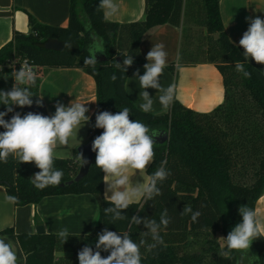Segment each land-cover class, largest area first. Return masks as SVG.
I'll use <instances>...</instances> for the list:
<instances>
[{"label":"trees","instance_id":"trees-1","mask_svg":"<svg viewBox=\"0 0 264 264\" xmlns=\"http://www.w3.org/2000/svg\"><path fill=\"white\" fill-rule=\"evenodd\" d=\"M99 2L70 0L67 27L43 24L28 14L30 32L14 31L12 40L0 49V90H10L14 84L9 62L15 58L28 59L39 67L36 85L31 88L33 98H39L41 78L49 70L83 69L97 87V108L90 122L95 123L99 111L115 114L127 107L130 119L168 133L167 142L156 143L154 161L146 172L150 176L166 160L170 175L158 184L161 195L146 203H133L123 211L125 219L113 222L104 212L111 205L104 199V173L95 166V158L86 177L65 186L62 184L72 180L79 170L78 153L56 158L54 167L63 171V179L59 185L41 190L31 180L39 171L35 164L19 163L10 156L6 163L0 162V185L15 206L38 204L49 196L90 194L99 204V218L93 232L70 234L64 244L54 233L17 234L8 228L0 231V236L19 243L24 264H79L78 252L85 246L95 251L98 234L105 228L117 233L127 231L138 243L147 229L143 224H132V216L159 223L161 214L167 212L170 223L160 230L164 244L151 252L142 247L141 264H239L238 251L227 258L220 255L217 234L226 237L242 222L239 207L255 209L264 195V65L246 61L243 48L230 41L221 18L220 0H145L144 19L130 23L105 19ZM165 24L182 28L180 65L210 63L221 73L224 100L212 111L197 112L174 100L165 112L145 113L131 100L126 81L134 68L145 64L140 46ZM93 36L103 41L105 49L97 53L95 68L84 64ZM51 40L70 42L72 48H49ZM127 55L134 62L124 72L122 64ZM237 62L251 73L250 78L235 69ZM113 75L115 80L111 79ZM13 107L15 112L27 114L24 107ZM5 110L6 106L0 104V111ZM12 115L9 113L5 119ZM102 131L92 128L89 142ZM185 206L201 213L197 222L192 221L191 214H181ZM57 253L66 255L57 257ZM101 255L109 253L101 251ZM245 255L249 264H264V238L255 240Z\"/></svg>","mask_w":264,"mask_h":264},{"label":"clouds","instance_id":"clouds-1","mask_svg":"<svg viewBox=\"0 0 264 264\" xmlns=\"http://www.w3.org/2000/svg\"><path fill=\"white\" fill-rule=\"evenodd\" d=\"M99 9L103 10L105 19L118 12V6L114 0H100ZM249 27L239 40V47L243 48V56L246 61L254 60L257 64L264 65V19L260 16L246 17ZM93 43L88 49L89 55L84 64L95 68L98 63L96 54L105 52L103 41L92 37ZM64 48L71 49L70 42H64ZM168 53L162 43L155 44L148 51L143 75L139 70L134 73L139 79L140 93L143 103L140 110L149 113L153 110L152 96L146 89L152 88L161 94L158 97L163 109L168 110L175 99L176 88L170 84L162 88L160 77L167 66ZM131 55L124 56L123 70L133 64ZM117 66L121 64L117 63ZM14 84L10 90H0V104L6 106L5 111H0V162H7L11 156L19 163H34L39 169L32 177L33 185L38 189L48 186H57L63 179V171L54 167L57 158V149L67 146L70 139L77 137L79 130L90 121L86 115L89 108L86 103L70 102L68 106L62 103L55 105V112L46 116L40 113L28 112L21 115L14 111V105L20 108L31 107L32 97L35 95L31 88L36 85L37 75L27 62L21 64L19 70L10 65ZM235 69L245 78H250L251 73L244 69L240 62L235 64ZM264 75V70H261ZM117 77L113 75L112 80ZM43 97L36 101L37 106H42ZM13 113L10 119L5 117ZM95 128L103 129L92 142L91 149L95 153V166L103 173V181L106 185L104 199L110 203V207L104 209L106 215H110L112 221L123 220L122 214L133 203L147 202L161 195L158 187L170 175L167 169V161H161L157 170L145 181L134 179V176L143 177L155 158V138L162 133L158 129L150 128L138 120L130 119V110L125 107L113 114L110 111H99L95 116ZM81 143V141H80ZM77 159L81 167L88 161L79 153ZM110 193V195H109ZM9 199H12L11 197ZM242 222L238 223L226 237H221L224 243L221 245L220 255L227 258L233 251L248 253L251 245L257 239L264 238V221L259 218L258 212L242 205L238 209ZM182 215L191 214L193 222H197L201 213L193 211L190 206H185ZM131 223L143 224L147 231H143L139 242H135L127 231L117 233L105 228L98 234L95 242V251L91 246H85L78 252L79 264H141V248L148 252L164 244L160 235L161 227L170 223L167 212L161 214L160 222L155 219L141 218L133 215ZM70 236L68 230L62 229L58 237L63 244ZM150 238L151 243L148 242ZM101 251L108 252L106 257ZM0 264H18L17 252L11 242H5L0 238Z\"/></svg>","mask_w":264,"mask_h":264},{"label":"crops","instance_id":"crops-1","mask_svg":"<svg viewBox=\"0 0 264 264\" xmlns=\"http://www.w3.org/2000/svg\"><path fill=\"white\" fill-rule=\"evenodd\" d=\"M118 12L108 20L118 23L139 21L145 17V0H114ZM70 0H0V49L13 38L14 31L28 34L31 30L28 14L33 15L43 24L67 27L69 23ZM220 13L225 32L230 41L239 45V40L249 27L246 17L260 16L264 19V0H220ZM181 27L165 24L150 33L142 42L140 52L148 63V51L158 43L165 46L168 53L167 66L160 77L162 88L174 84L175 99L182 105L197 112H210L224 100L223 77L214 64L180 65L179 52L181 47ZM144 64V65H145ZM144 65L134 68L126 81V90L140 109L143 103L140 93L137 70L143 75ZM153 99V110L150 113H162L163 109L158 97L161 94L156 89H146ZM43 97L42 107L46 116L55 112L59 102L68 106L70 102L86 103L90 118L97 108V87L94 78L85 70L79 68H56L49 70L41 78L39 98ZM95 123L88 122L78 132V136L70 139L67 146L57 149V158L63 148L69 149L72 155L76 147L89 142V131ZM81 141V143H80ZM147 172L143 177L148 179ZM106 185L104 183V192ZM110 195V193H109ZM255 210L264 221V195L257 201ZM99 204L90 194H67L45 197L38 204L17 207L9 199L6 188L0 185V231L13 228L17 234L37 233L38 226H43L45 233H54L67 229L69 234H89L97 226ZM5 242H11L17 252L18 264H24L25 255L18 242L7 236H0ZM57 253L56 256H64Z\"/></svg>","mask_w":264,"mask_h":264},{"label":"water","instance_id":"water-1","mask_svg":"<svg viewBox=\"0 0 264 264\" xmlns=\"http://www.w3.org/2000/svg\"><path fill=\"white\" fill-rule=\"evenodd\" d=\"M47 46L49 48H53V49H57V50H63L64 49V43L63 42H58V41H54L51 40L47 43ZM98 55L96 54V57ZM33 105L31 107H24V109L28 112H34V113H40L43 115L45 114V111L43 109L42 106H37L36 101L38 100V98H33ZM162 134L158 137L155 138L156 143L159 144H163L165 142L168 141L169 139V134L165 133V132H161ZM91 145L92 142H88L84 145L78 146L77 147V153L79 155V153L83 154V157L88 161V163L84 166L81 167V165L79 166V170L76 174V176L70 180L69 182L62 184V186L65 185H72L73 183L79 182L81 179H83L84 177H86L91 169V166L94 162V158H95V153L92 151L91 149ZM37 234H45V229L43 226H38L36 229Z\"/></svg>","mask_w":264,"mask_h":264},{"label":"rangeland","instance_id":"rangeland-1","mask_svg":"<svg viewBox=\"0 0 264 264\" xmlns=\"http://www.w3.org/2000/svg\"><path fill=\"white\" fill-rule=\"evenodd\" d=\"M68 150L69 149H67V148H63V149L60 150L59 154H61L62 156H64L63 159L72 157L73 154L71 155ZM74 151H77V147L75 148ZM221 237H224V235L221 232H219L217 234V239H218V243L220 244V247L224 243V241L222 239H219ZM245 254L244 253H241L239 255V264H249L250 263L248 256H246Z\"/></svg>","mask_w":264,"mask_h":264},{"label":"built area","instance_id":"built-area-1","mask_svg":"<svg viewBox=\"0 0 264 264\" xmlns=\"http://www.w3.org/2000/svg\"><path fill=\"white\" fill-rule=\"evenodd\" d=\"M25 62H27L29 65H31L33 67L35 73L39 70V67L32 64L28 59H19V58H15V59L11 60L9 62V67H10V65H14L15 69L19 70L21 67V64H23ZM11 69L13 70L12 67H11Z\"/></svg>","mask_w":264,"mask_h":264}]
</instances>
